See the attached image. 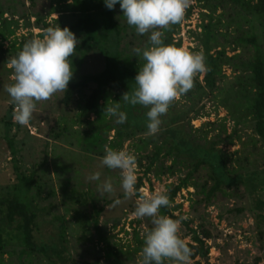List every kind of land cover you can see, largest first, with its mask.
Returning <instances> with one entry per match:
<instances>
[{
	"label": "trees",
	"instance_id": "16d2710c",
	"mask_svg": "<svg viewBox=\"0 0 264 264\" xmlns=\"http://www.w3.org/2000/svg\"><path fill=\"white\" fill-rule=\"evenodd\" d=\"M54 1L48 16L37 15L35 26L43 31L39 37L47 27L58 23L75 34L77 41L73 55L69 57L75 77L69 81L62 102L68 106L76 96L81 101L75 117L69 122L65 121L60 129L64 133L72 132L78 144L97 157L104 155L105 145L124 149L125 144L129 143L134 150L136 165L144 169L143 178H139L135 185L138 198L139 191L145 186L144 179L151 182L149 176L156 181H161L163 176L177 177L178 182L168 186L166 194L169 204L175 201L179 193L189 189L194 190L190 195L197 198L196 203L206 206H210L218 195L244 197L249 202V211L255 215L260 232L264 234V0H195L201 9V23L198 25L201 31L188 32L196 45L190 52L203 54L205 71L203 75L202 72L194 74L193 87L171 102L167 112L160 117L162 123L158 132L151 135L146 128L147 109L127 104L121 99L125 92L131 93L136 87L134 77L143 60L133 49L147 45L145 34L138 35L133 26L121 25L123 14L118 17L119 4L109 10L103 0H71L70 4L69 0ZM92 8L95 13H92ZM192 9V6L187 8L180 23L162 29L164 34L161 39L165 44L182 47V38L176 39L175 35L181 34V24L191 18ZM218 11H221L220 14H217ZM52 14L59 17L47 22ZM0 15L3 18L2 10ZM245 24L250 25L249 30H245ZM257 28L261 30L260 34L254 33ZM128 35L134 40H127ZM33 37L31 33L28 38H23L18 49L21 50L23 44ZM228 48L232 55L228 53ZM92 53L103 56V70L79 74L78 71ZM226 69L231 71L235 81L223 86V83L230 81ZM208 103H213L216 110L217 107L225 109L235 127L244 126L243 130L249 128L252 131L249 140L241 142L236 152L229 153L220 148L242 141L238 130L228 133L227 118L218 127L212 122H207L201 128L192 126L195 121L208 115ZM115 104H119L120 110L126 113L127 119L123 124L115 123L103 112L106 106ZM92 116L95 117L93 121L90 119ZM5 119L8 136L13 120L12 109L8 110ZM70 123L80 127L85 125V129L74 131L70 129ZM208 128H215L213 130L218 134L210 138ZM9 142L13 145L11 140ZM12 154L16 183L7 193L0 192V264L4 255L8 254L9 246L20 247V255L24 257L27 254L45 255V260L50 264H90L72 258L63 231L59 232L57 239L54 238L55 246L40 241L39 223L48 210L38 206L34 193L42 195L46 183L35 173L27 175L18 165L17 152L13 151ZM105 177L111 179L113 176L109 173ZM67 181L68 184L61 188V196L71 206L86 205L90 200L93 203L108 200L105 196H99L97 187L81 189L77 188L78 184L72 183V178H67ZM88 183L93 184L92 181ZM72 184L74 187H71ZM48 195L55 196V190L49 189ZM101 212L96 211L97 218L92 220L97 231L101 230L98 223ZM168 213V206L161 207L160 214ZM75 214L77 218L81 216L77 208ZM171 218L180 220L172 215ZM89 225L84 223L81 229L88 232ZM61 228L57 226V230ZM210 238L207 230H203V238L193 232L192 241L197 245L195 249L198 255L208 256L205 239ZM134 239L138 248L133 252L137 253L142 249L143 241L137 233ZM102 240L109 244L106 264H124L118 254L126 253L122 249L117 252L108 237L103 236ZM131 253L129 249L128 257ZM92 264L100 262L97 260Z\"/></svg>",
	"mask_w": 264,
	"mask_h": 264
},
{
	"label": "rangeland",
	"instance_id": "374dc122",
	"mask_svg": "<svg viewBox=\"0 0 264 264\" xmlns=\"http://www.w3.org/2000/svg\"><path fill=\"white\" fill-rule=\"evenodd\" d=\"M53 1L0 0V10L3 14V18L0 15V44H2L0 48V192L7 193L16 183V171L11 159L12 152L15 151L17 152L19 167L29 176L35 173L40 180L44 179L46 183L42 195L38 196L34 193L38 206L40 208L45 207L48 210L43 216L45 218L42 217L43 220L39 223L38 236L40 241L44 240L46 243L55 246V240L59 232L63 231L66 247L73 259L90 264L99 260L100 264H106L109 244L102 240V237L106 236L109 238L111 246L117 248V252L122 249L126 253L121 254L119 252L118 254L120 255L119 259L121 261L123 259L124 264H140L142 259L141 250L137 253L133 252L135 248H138V243L134 239L135 233L143 241V235L151 229L152 224L151 219L148 217L138 218L133 215L138 200L137 194L124 199L119 188V171H108L107 168H100L99 160L101 157L92 155L85 148L83 149L82 144H78L77 138L72 132L64 133L60 129L64 126L65 121H71L79 111L81 101L77 96L66 106L62 102L67 90L65 89L52 94L45 101L37 102L28 125L21 126L12 120V126L7 136L5 116L9 109L13 110L11 99L4 91V86L13 82V72L9 60L20 51L18 48L23 38H28L31 33L34 37L39 38L43 31L35 26L36 17L37 15L48 16ZM70 3L71 0L68 1V4ZM189 6L193 7L192 16L189 20L182 22L181 34L175 35V38H182V47L191 51L196 45L189 37L188 32L190 30L201 31V29H198V25L201 23V9L196 5L195 0H189ZM186 10L183 17H185ZM220 12L218 11L217 14H220ZM92 13H95L94 8H92ZM121 13L122 11L119 9L118 17ZM58 17V14H52L47 22ZM4 22H7V24H4ZM120 23L122 26L128 25L124 16L120 18ZM244 26L245 30H249L250 25L245 24ZM158 30L162 32L163 36L162 29ZM254 33L260 34L261 30L257 28ZM3 37L6 39H3ZM145 37L148 39L147 33ZM130 39L134 40L128 35L127 40ZM220 40L223 41V39ZM125 41L126 39L123 42ZM122 46H124L123 43ZM227 51L232 55L230 48ZM104 64L105 60L102 55L92 53L88 62L78 73L99 72L103 70ZM226 74L230 76V81L222 85L224 86L230 82L234 84V75H231V71L226 69ZM177 99H179V95ZM213 106V103H208L206 105L208 115L195 121L192 126L201 128L207 122H212L215 123V127H218L223 122L222 120L227 118L228 133L231 134L234 129L238 130V133L242 136V141H235L234 146L224 145L220 148L229 153H234L240 149L241 142L249 140L252 131L249 128L243 130L244 126L235 127L234 123L229 120L230 118L225 109L217 107L216 110ZM94 118L92 116L91 121ZM69 127L74 131L75 129H85V125L80 127L72 125V123L69 124ZM208 129H210L208 135L210 138L218 134V132H214L213 129L215 128ZM112 136L113 133H111ZM9 140L13 142V145H10ZM10 146L14 148L12 149ZM123 150L134 155V150L129 146V143L125 144ZM93 171H100L101 179L109 173L113 176L111 178L115 189L113 194L103 195L108 199L107 201L101 199L93 203L90 200L87 201L86 205L78 204L76 206L68 204L61 196L63 195L61 188L68 184L67 178H72V183L78 184L77 188H96L97 182L92 181L93 184H90L86 180V176ZM136 175L137 182L139 178L144 176V169H141L138 165H136ZM149 178L151 182L149 183L147 179H144L145 186L141 189L148 194L154 191L167 193L168 186L178 182L177 177L163 176L161 181H156L153 176H149ZM73 184L70 186L74 187ZM51 188L55 190V196L48 195ZM193 192V189H189L179 193L175 201L168 205L169 213L167 214L170 218L171 215L180 218L178 236L188 246H191L189 248L192 255L189 264H264V234L259 230L255 215L249 211L248 200H245L244 197L231 196L228 198L218 195L210 206H206L203 203H196L197 198L190 195ZM99 196L103 197L100 194ZM115 199H120L121 203L113 207L112 203ZM75 208L81 214L78 218L75 214ZM98 210L102 211L98 217L100 231L94 228L92 222L93 219L97 218L95 212ZM61 221L65 223L63 224ZM84 223L90 224L88 232L81 229ZM57 226L62 228L57 230ZM203 230H207L211 234L210 239H205V248H209L207 257L198 255L195 249L197 245L192 241L193 232L195 231L200 238H203ZM58 247L62 248V246ZM129 249L132 252L130 257L127 255ZM7 251L8 254L4 255L2 264H50L49 261L45 260V255L42 254L21 256V249L18 246L15 248L9 246ZM165 264H170V262H165Z\"/></svg>",
	"mask_w": 264,
	"mask_h": 264
},
{
	"label": "clouds",
	"instance_id": "9594fccd",
	"mask_svg": "<svg viewBox=\"0 0 264 264\" xmlns=\"http://www.w3.org/2000/svg\"><path fill=\"white\" fill-rule=\"evenodd\" d=\"M103 3L109 10L119 4L127 24L133 26L138 35L148 34L147 45L133 49L143 60L134 77L136 87L131 93L125 92L121 99L147 109V133L155 134L162 123L160 117L167 112L171 102L193 87L194 74L205 71L202 53L165 44L161 39L162 32L158 30L180 23L189 0H103ZM76 41L75 34L58 23L47 27L42 37L27 40L9 60L13 82L4 86V91L13 104L14 122L28 125L37 102L67 89L73 75L69 57L73 55ZM103 112L117 124H123L127 119L119 104L106 106ZM99 167L119 171V188L124 199L137 194L136 158L132 153L105 145ZM86 180L97 182L101 196L111 195L115 190L110 178L101 179L100 171L91 172ZM120 203V199H115L112 206ZM168 204L166 193L154 191L148 194L140 190L133 215L148 217L152 224L143 235L140 264H189L192 252L178 236L179 220L160 214L161 207Z\"/></svg>",
	"mask_w": 264,
	"mask_h": 264
}]
</instances>
